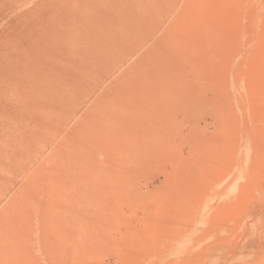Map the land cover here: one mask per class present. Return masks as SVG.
I'll list each match as a JSON object with an SVG mask.
<instances>
[{"label":"rangeland","instance_id":"rangeland-1","mask_svg":"<svg viewBox=\"0 0 264 264\" xmlns=\"http://www.w3.org/2000/svg\"><path fill=\"white\" fill-rule=\"evenodd\" d=\"M0 264H264V0H0Z\"/></svg>","mask_w":264,"mask_h":264}]
</instances>
